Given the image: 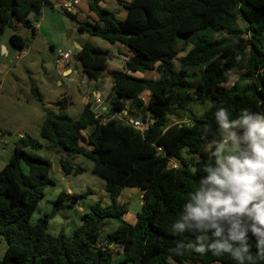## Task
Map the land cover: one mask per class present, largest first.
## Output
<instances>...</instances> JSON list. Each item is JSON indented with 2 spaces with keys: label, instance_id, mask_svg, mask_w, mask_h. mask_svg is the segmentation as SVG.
I'll use <instances>...</instances> for the list:
<instances>
[{
  "label": "trees",
  "instance_id": "obj_1",
  "mask_svg": "<svg viewBox=\"0 0 264 264\" xmlns=\"http://www.w3.org/2000/svg\"><path fill=\"white\" fill-rule=\"evenodd\" d=\"M87 3L97 17L93 22L66 12L78 33L124 45L132 56L123 72L110 74L105 116L97 117L88 101L80 116L72 118L61 100L60 113L44 110L40 139L46 144L31 136L15 143L0 171V238L7 243L0 264H236L227 254L197 252L194 238L177 236L171 224L211 160L206 145L218 137L216 109L227 108L232 118L244 107L264 112V0H132L122 4L124 18L105 8L103 0ZM46 4L0 0V30L17 24L31 29ZM192 34L195 38L188 40ZM10 40L19 51L28 48L21 35ZM76 52L82 76L92 82L106 78L108 51L86 43ZM153 71L159 73L157 80L136 76ZM32 92L40 102V93ZM123 112L153 123L142 133L112 118ZM42 150L54 151L65 177L86 172L74 164V157L91 159L92 172L104 180L112 200L109 205L94 202L71 236L50 234V221L93 191L72 196L61 192L53 211L33 223L47 190L56 185L54 163L39 155ZM172 161L177 168L169 166ZM133 188L143 192L146 203L131 224L124 219L127 205L117 200ZM114 219L119 226L101 241L106 221Z\"/></svg>",
  "mask_w": 264,
  "mask_h": 264
},
{
  "label": "clouds",
  "instance_id": "obj_2",
  "mask_svg": "<svg viewBox=\"0 0 264 264\" xmlns=\"http://www.w3.org/2000/svg\"><path fill=\"white\" fill-rule=\"evenodd\" d=\"M214 119L218 137L206 145L211 160L171 230L181 238L191 235L197 252L264 264V112L244 107L232 118L221 106Z\"/></svg>",
  "mask_w": 264,
  "mask_h": 264
},
{
  "label": "rangeland",
  "instance_id": "obj_3",
  "mask_svg": "<svg viewBox=\"0 0 264 264\" xmlns=\"http://www.w3.org/2000/svg\"><path fill=\"white\" fill-rule=\"evenodd\" d=\"M56 11L58 13H54L52 11L51 13L54 17H59L62 22H57L59 28V40H56V50L54 52H52L48 46L43 47L42 42L38 40L37 46H34L29 53H27L26 49L21 51L27 53L28 55L22 61H17V56L13 54L12 50L10 51L11 54L7 55L4 53L3 47H0V62H2L3 65H6L7 68L11 67L13 71L2 72L0 70V82H6V78H8L10 84H12L16 89L15 92H12L10 87L7 90L0 87V139L5 141V144L0 143V153L1 155L3 154V164L0 167V171L8 161L9 155H12L14 152V140H17L15 133L26 131L32 138L38 139L42 143L46 144L42 139H40V128L44 117V110H48L56 114L60 113L61 108L56 101L64 94L71 96L73 101V104L69 105L66 109V113L70 117L77 119L84 109L83 88L80 84V82H82V75L80 71L77 76L73 75V77H77V80L69 82L66 78L61 76L60 71L57 69V61L61 53L70 51L72 53L70 62H72V64H76L74 59L77 52L75 44L70 43V45L65 47L67 44L64 45V43H62L61 34L63 33L65 27H67L64 25V22H69V25L71 22L66 15L61 14V8H58ZM13 34L21 35L28 42L33 39V35L29 29L25 28L23 25L17 24L15 28L6 27L3 31L0 30V44L3 43L11 49L12 44L10 36ZM194 38V34L187 36L188 40ZM96 39L97 42H94V44L103 48H108L111 45L100 38ZM115 45L118 47V45L121 44ZM110 52V55H117L118 53L115 48H112ZM176 64L178 65V63ZM151 77L159 78L158 72H152ZM57 80L63 82V86L56 84ZM235 81L236 77L231 78L227 82L226 86L229 88L232 87ZM67 85L69 88H67ZM95 85L96 82H92L89 79L87 80L88 90H91L95 87ZM53 87L56 88V94L50 96L49 89ZM106 88H108V84L106 85ZM32 89H35L38 93H40V102L36 101ZM106 106H109L108 103H106ZM192 108L197 112L201 110L197 106H192ZM184 121L188 122L187 118H185ZM84 135L86 136V133ZM53 154L54 151L48 150H42L39 153V155L44 158H48L54 163L51 176L56 185L55 187L47 190L45 198L41 200L38 210L33 215L32 222L36 223L40 218V215L44 213H51L53 211L57 197L61 192L72 189L74 190L73 192L82 195L89 189H92L95 191L92 195L87 196L86 199L78 201L74 205V208L57 211L55 218L50 221L48 229L50 234L58 235L62 230H65V233L68 236H71L73 233L71 228H74L79 224L78 217L80 213L78 209L80 207L86 208V204H93L97 201L105 202L102 198L105 195V182L101 177L92 172L94 162L83 156L74 157L73 162L75 165L84 168L86 172L77 177L71 176L65 178V175L62 173L61 168H59L57 162L55 161L56 157ZM122 199L123 196L122 198L120 197V201ZM64 200L68 204L72 202L70 199ZM132 200L130 202H132ZM117 203L120 204L124 202H119L118 199ZM125 203L127 204L129 213L124 217V219L125 221L134 224L137 219V214L141 212L142 202L128 203V201H125ZM77 205H79V207H77ZM68 216H70L71 222L67 220ZM119 224V220H107L101 241H104L106 234L116 229ZM6 248L7 243L0 238V261L5 255Z\"/></svg>",
  "mask_w": 264,
  "mask_h": 264
},
{
  "label": "crops",
  "instance_id": "obj_4",
  "mask_svg": "<svg viewBox=\"0 0 264 264\" xmlns=\"http://www.w3.org/2000/svg\"><path fill=\"white\" fill-rule=\"evenodd\" d=\"M47 1L49 2V4H46L43 7L41 15L35 19V21L33 22L34 24H33L32 28L29 29L33 35V39L30 42L27 41L28 42V48L26 49L27 53H29L30 50L34 46H37L38 40H40L42 42L43 47L48 46L52 50V52H54L56 50V42H57L56 40H59L58 39L59 28H58L57 22L60 23V22H62V20L59 19V17H54V15L51 13V11L54 13H58L56 10H58V8H61L62 9L61 14H64V15H66L67 18H69V16L64 11V6L66 4H69L71 1H74V0H47ZM78 1H80V3L78 6L75 7V11L71 12L72 15H74L77 18V20L83 21V22H87V21L93 22L94 20H97V17L90 11V8H89L87 1H84V0H78ZM103 6L105 8H107L108 10L114 12L120 18H124L126 15L125 10L122 6V3H120L118 0H108L105 3H103ZM69 20H70L71 24L69 25V22H67V21L64 22V25H66L67 27H65L63 33L61 34V40L63 41L62 43H64V45L67 44V45H65V47H67L68 45H70V43H72V44H75L76 50H78V46L83 47L86 43H90L94 46L100 47L103 50L108 51L109 53H111L110 51L112 48H115L118 52L117 55H110V61L108 63V68L106 70V73H107L106 78L96 82L95 87H93L91 89V92H93V95L95 94V96L97 98L101 97L103 100H105V102L103 104V108H102L104 110V116H105L107 111L110 108V104L107 102V97L111 93V90H112V80H111L110 74L113 72H123L124 67H125V63L127 62V60L132 55L130 54L129 50L124 45H118V47L116 45H110V47H108V48H103L97 44H94V42H97L96 41L97 37L96 38L91 37L86 33H82V34L78 33L76 23H74L70 18H69ZM11 36H10V38H11ZM0 47H3L4 53L7 55L11 54V52H10L11 50L13 51V54L17 57L20 55V53L26 54L25 57L28 55L25 52H21L19 50H16V48L13 45L10 49L5 44L1 43ZM25 57H23L19 61H22ZM74 61H76V59H74ZM57 69H58V71H60V74L62 77L66 78L69 82H74L77 80V77H73V75L77 76L79 74L80 65L78 64L77 61H76V64H72V62H70L68 65L58 66ZM116 69H118V70H116ZM0 70L2 72H4V71L13 72L11 67L7 68V66L3 65L2 62H0ZM109 71H111V72H109ZM153 72H155V71H153ZM151 74H152V72L147 73L145 75L136 74V76L143 77V78L148 79V80H150V79L151 80H157L158 79L155 77L152 78ZM158 75H159V73H158ZM56 84L63 86V82H61L60 80H57ZM107 84H108V88H106ZM0 87H3L4 90L9 89V87H10L12 92H15V90H16L15 87L12 84H10V81H8V78H6V82H0ZM67 88H69L68 85H67ZM49 94H50V96L55 95L56 94V88L55 87L50 88ZM143 98L147 104V102L149 100L148 93L145 94L143 96ZM61 100L63 101L62 102V105L64 104L63 106L66 105L67 107H69V105L73 104L72 98L69 95L64 94L60 99H58L56 101V103L58 104L59 101H61ZM83 103H84V105H86L88 103V98L85 97L84 94H83ZM106 103H108V105H109L108 107L106 106ZM43 115H44V113H43ZM15 136H16L17 140H14V145L20 138H22V136H29V134L26 131H21V132L15 133ZM53 155L56 157L55 153ZM10 157H11V154L9 155V158ZM9 158H8V160H9ZM55 161H56V158H55ZM2 164H3V154L1 155V153H0V167ZM65 178H67V177H65ZM104 190H105V184H104ZM73 191L74 190L69 189L66 192L70 196H72L73 194H77ZM92 191H93V193L95 192L94 190H92ZM104 194L105 195L102 198L105 202H103V201H101V202L103 204H107V205L111 204L112 200L109 198L106 191H104ZM122 196H123V199L120 201V197L122 198ZM120 197L118 198L119 202H124V203H120V204H126L125 201H128V203H136V202L141 201L142 205H143L144 195H143V192L140 191L139 189H136V188L126 189L123 191V193ZM131 200H132V202H130ZM117 202H118V200H117ZM91 205L92 204H86V208L80 207L78 209V211L80 213V215L78 217L79 224L77 226H75L74 228L73 227L71 228V231L73 233L80 226V219H81L82 215L89 211V208ZM77 207H79V205H77ZM67 220L69 222H71L70 216L67 217ZM62 231L65 232V230H62Z\"/></svg>",
  "mask_w": 264,
  "mask_h": 264
},
{
  "label": "built area",
  "instance_id": "obj_5",
  "mask_svg": "<svg viewBox=\"0 0 264 264\" xmlns=\"http://www.w3.org/2000/svg\"><path fill=\"white\" fill-rule=\"evenodd\" d=\"M87 1V0H84ZM108 0H103V2H106ZM120 3H124V4H129L131 3L132 0H118ZM80 3V1L78 0H74L71 1L69 4H66L64 6V11L65 12H74L75 11V7L78 6ZM26 54L24 53H20V55L16 58L17 61L21 60L23 57H25ZM71 56L72 53L70 51H65L63 53H61L58 61H57V66H61V65H68L71 61ZM87 80L88 77L86 75L82 76V82H80L82 88H83V94L85 95V97L88 98V101H90L92 103V109L93 111L96 113L97 117L102 118L104 116V110L103 108V104L105 102V100H103L101 97H96L95 94L93 95V92H91V90L87 89ZM94 96V97H93ZM112 118H117L120 119L121 121H123L126 125L132 126L134 129L141 131L142 133L147 131L148 128L150 127V125L153 123V121H142L140 119H134V117L130 116L127 112H123V113H115V115ZM0 143L1 144H5V141L3 139H0ZM158 152H164L162 148H158ZM169 166L172 168H177L178 167V163L175 161H172L169 163Z\"/></svg>",
  "mask_w": 264,
  "mask_h": 264
},
{
  "label": "water",
  "instance_id": "obj_6",
  "mask_svg": "<svg viewBox=\"0 0 264 264\" xmlns=\"http://www.w3.org/2000/svg\"><path fill=\"white\" fill-rule=\"evenodd\" d=\"M32 16H33V14H31V16H30V20H33ZM78 50H82V47L78 46ZM145 203H146V202L144 201V202H143V205H144Z\"/></svg>",
  "mask_w": 264,
  "mask_h": 264
}]
</instances>
